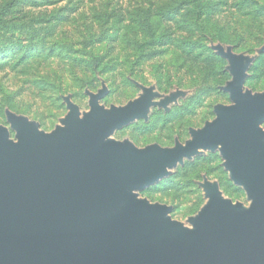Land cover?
Returning a JSON list of instances; mask_svg holds the SVG:
<instances>
[{"label":"water","instance_id":"obj_1","mask_svg":"<svg viewBox=\"0 0 264 264\" xmlns=\"http://www.w3.org/2000/svg\"><path fill=\"white\" fill-rule=\"evenodd\" d=\"M217 51L229 62L233 78L223 91L232 104L217 105L212 122L171 148L112 138L176 100L142 85L138 98L110 108L101 104L105 86L88 92L84 113L66 97L69 112L52 132L7 110L9 126L0 125V264H264V92L245 89L252 58ZM207 151L220 152L249 206L206 180L208 202L189 227L172 218V207L139 198Z\"/></svg>","mask_w":264,"mask_h":264},{"label":"rangeland","instance_id":"obj_2","mask_svg":"<svg viewBox=\"0 0 264 264\" xmlns=\"http://www.w3.org/2000/svg\"><path fill=\"white\" fill-rule=\"evenodd\" d=\"M9 3L0 0V125L9 126L10 110L52 132L69 112L66 97L84 113L88 92L105 86L101 104L110 108L138 98L142 85L176 100L112 138L139 148L185 144L191 129L216 118L217 105L232 104L223 87L233 77L218 46L252 58L245 89L264 92L258 52L264 0H17L8 9ZM206 180L224 198L251 204L219 151L186 160L139 198L172 207V218L191 227L190 218L208 202Z\"/></svg>","mask_w":264,"mask_h":264},{"label":"trees","instance_id":"obj_3","mask_svg":"<svg viewBox=\"0 0 264 264\" xmlns=\"http://www.w3.org/2000/svg\"><path fill=\"white\" fill-rule=\"evenodd\" d=\"M16 1L17 0H10V3H9V5H7V8L10 9L11 7H13L15 5ZM3 53H4V51L2 50V52H0V54L2 55Z\"/></svg>","mask_w":264,"mask_h":264}]
</instances>
